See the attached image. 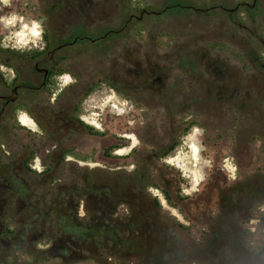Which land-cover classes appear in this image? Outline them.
Listing matches in <instances>:
<instances>
[{"label":"rangeland","instance_id":"rangeland-1","mask_svg":"<svg viewBox=\"0 0 264 264\" xmlns=\"http://www.w3.org/2000/svg\"><path fill=\"white\" fill-rule=\"evenodd\" d=\"M242 1L248 5L236 8ZM252 3L99 1L97 23L123 31L100 38L105 29L99 25L94 41H80V119L98 135L86 129L76 133V145L50 177L43 171L42 129L23 113L20 118L30 128L27 135L17 131V142L34 159L31 170H23L28 172L29 203L45 214L67 198L70 187L106 186L117 202L113 217L119 219L124 215L142 221L149 197H156L162 229L152 235L149 256L123 258L99 248L96 254L84 251V258L64 264H264V0L250 7ZM142 9L148 12L138 18ZM34 14L33 9L1 10L4 40L12 38L17 46L30 38L35 41L37 36L29 33L24 41L19 38L25 27L38 35L30 20ZM144 55L167 75L165 87L158 89L155 82L151 89L135 77V58ZM211 59L235 74L219 81L240 89L233 98L217 101L222 107L211 105L217 102L206 94L211 77L201 60ZM188 83L194 91L191 100ZM189 121L193 124L184 128ZM174 140L177 145L167 153ZM191 143L199 149L197 160ZM104 145L110 151L105 157ZM73 200L79 203L78 217L87 219L95 199L74 195ZM21 217L38 219L28 209H11L6 223L20 230ZM35 229L40 230L37 223ZM52 234L57 235L52 231L29 245L23 231L22 243L10 240L6 261L63 264L48 251ZM3 249L0 244V252Z\"/></svg>","mask_w":264,"mask_h":264},{"label":"flooded vegetation","instance_id":"flooded-vegetation-1","mask_svg":"<svg viewBox=\"0 0 264 264\" xmlns=\"http://www.w3.org/2000/svg\"><path fill=\"white\" fill-rule=\"evenodd\" d=\"M99 1L102 0H10L9 3L0 4V11L35 10L30 20L37 25L38 30L35 41L30 38L25 45L17 46L12 38L7 42L4 40V36L7 35L3 33L0 22V244L4 245L0 259H4L3 264H20L9 263L5 258L7 251L12 249L10 240L23 242L24 238L21 236L23 231L26 232L25 241L29 245L55 231L57 235L52 234L54 241L48 251L51 257L59 259L63 264L84 258V254L64 248L60 233L62 211L77 220L82 219L77 213L79 203L73 200L74 195H81L79 190L74 191L75 193L68 192L65 200L69 199L72 202L69 207H66L65 200L62 199L57 203L56 209L52 210L50 207L45 214L33 209L29 203L31 191L28 172L23 170H31L34 159L31 151L17 142V131H24L26 134L30 128L20 118L23 113L30 115L34 123L42 129L46 143L42 152L47 164L43 171L50 177L57 173L61 162L71 153V145H76L77 142L74 141L76 133L79 134L81 130L86 129L90 134L98 135L80 119L83 96L80 92L82 47L80 41L84 39L94 41L98 37L97 31L100 26H103L102 30L105 29L99 35L100 38L106 37L109 32L123 31V28L114 30L104 27L105 24L97 23ZM246 5L247 3L242 1L236 8ZM99 20L105 22L107 18ZM30 30L37 34L36 30ZM204 57L205 54H202L201 58ZM201 63L211 77L206 87L209 99L214 97L215 102H220L240 93L238 84L234 83L230 88L225 82L219 81L226 75L235 77L234 73L226 71L227 65L224 68L213 59L201 60ZM135 64L137 66L135 77L138 79L141 77L144 86L153 89L155 82L158 83V89L166 86L167 75L160 74V65L152 62L148 55H144L143 59L137 56ZM128 71L130 73L131 69ZM60 84L63 85L56 92ZM187 93L191 100L194 94L191 83H188ZM219 102L210 104L222 107L224 103ZM235 105H238L237 102H233V106ZM185 124L184 128H188L193 121ZM107 146L104 145L102 148L103 157L110 154ZM166 193L171 199V194L168 191ZM11 209L14 212L28 209L35 212L38 219L28 222L21 217L23 228L12 230L5 219ZM36 223L40 227L39 231L35 229Z\"/></svg>","mask_w":264,"mask_h":264},{"label":"trees","instance_id":"trees-1","mask_svg":"<svg viewBox=\"0 0 264 264\" xmlns=\"http://www.w3.org/2000/svg\"><path fill=\"white\" fill-rule=\"evenodd\" d=\"M176 145L177 142L170 144L166 152L173 150ZM69 190L73 193L79 190L81 195L94 198L96 201L92 204V209L87 211L89 216L87 219L77 220L73 216H67L64 211L61 212L60 233L65 249L82 254L84 251L94 254L99 248H104L113 250L123 258L150 255L152 235L162 229L161 220L158 218L160 203L156 197H149V203L143 211L144 218L138 221L127 216L121 219L111 216L115 213L117 202L108 195L109 188L106 186L87 184L80 189L70 187ZM162 191L169 200L166 191L163 189ZM65 205L69 207L72 202L67 199Z\"/></svg>","mask_w":264,"mask_h":264},{"label":"bare ground","instance_id":"bare-ground-1","mask_svg":"<svg viewBox=\"0 0 264 264\" xmlns=\"http://www.w3.org/2000/svg\"><path fill=\"white\" fill-rule=\"evenodd\" d=\"M28 28L25 27V29L19 34V38L21 40H25V37H27V34H31V37H36L37 34H35L34 32H32L31 30H29V32H27ZM115 103V102H114ZM191 151H192V157L193 159L197 160L198 159V147L195 143H191ZM195 163V162H194Z\"/></svg>","mask_w":264,"mask_h":264},{"label":"water","instance_id":"water-1","mask_svg":"<svg viewBox=\"0 0 264 264\" xmlns=\"http://www.w3.org/2000/svg\"><path fill=\"white\" fill-rule=\"evenodd\" d=\"M254 3H255V1H253V3H252L251 5H249V6L252 7V6L254 5ZM247 5H248V4H247ZM146 12H148L146 9H142V10L140 11V14L138 15V18H140L141 15H142L143 13H146ZM260 41H261V44H262V46H263V48H264V36L261 37Z\"/></svg>","mask_w":264,"mask_h":264},{"label":"clouds","instance_id":"clouds-1","mask_svg":"<svg viewBox=\"0 0 264 264\" xmlns=\"http://www.w3.org/2000/svg\"><path fill=\"white\" fill-rule=\"evenodd\" d=\"M35 27H37V25L34 23V24H33V28H35Z\"/></svg>","mask_w":264,"mask_h":264}]
</instances>
